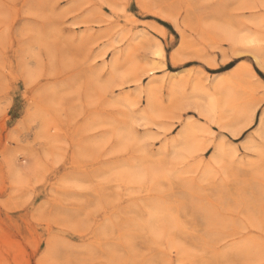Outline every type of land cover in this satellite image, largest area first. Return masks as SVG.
<instances>
[{
  "label": "rangeland",
  "instance_id": "1",
  "mask_svg": "<svg viewBox=\"0 0 264 264\" xmlns=\"http://www.w3.org/2000/svg\"><path fill=\"white\" fill-rule=\"evenodd\" d=\"M254 56L264 0H0V264H264Z\"/></svg>",
  "mask_w": 264,
  "mask_h": 264
},
{
  "label": "bare ground",
  "instance_id": "2",
  "mask_svg": "<svg viewBox=\"0 0 264 264\" xmlns=\"http://www.w3.org/2000/svg\"><path fill=\"white\" fill-rule=\"evenodd\" d=\"M234 39V38H233ZM242 39V38H241ZM235 43V42H234ZM157 54V56H162V53L161 52H157L156 53ZM254 58H255V61H256V63H257V65L264 71V64L263 63H261V59L258 57V56H254ZM151 70H149L148 72H150ZM200 99V98H199ZM193 108V107H192ZM199 108V107H198ZM200 111H201V108L199 109ZM199 111V112H200ZM246 118H248V117H246ZM245 118V119H246ZM251 118H252V115H250V118H249V120H247V122H245V124H244V127H247L248 125H250L251 124V122H252V120H251ZM257 130L259 131V134L262 136L263 135V133H264V114H261V116H260V118L258 119V121H257ZM184 134H183V137L182 138H184L185 136H188L187 134H190L191 132H190V129L188 128V127H185L184 128ZM234 137V136H233ZM180 139V138H179ZM185 140V139H184ZM185 143V142H184ZM252 145V144H251ZM221 150V149H220ZM219 153H220V151H219ZM128 172V171H127ZM130 172V171H129ZM132 172H134V171H132ZM129 174V173H128ZM131 174V173H130ZM134 174V173H133ZM132 175V174H131ZM137 175V174H136ZM133 177V176H132Z\"/></svg>",
  "mask_w": 264,
  "mask_h": 264
}]
</instances>
